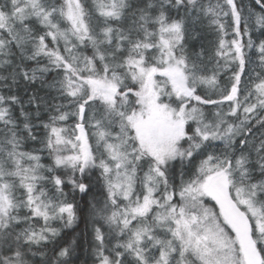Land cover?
Segmentation results:
<instances>
[{"label":"snow or ice","instance_id":"6c2138e0","mask_svg":"<svg viewBox=\"0 0 264 264\" xmlns=\"http://www.w3.org/2000/svg\"><path fill=\"white\" fill-rule=\"evenodd\" d=\"M78 210L94 264H264V0H0V264H73Z\"/></svg>","mask_w":264,"mask_h":264},{"label":"trees","instance_id":"16d2710c","mask_svg":"<svg viewBox=\"0 0 264 264\" xmlns=\"http://www.w3.org/2000/svg\"><path fill=\"white\" fill-rule=\"evenodd\" d=\"M86 3H90V0H86ZM196 31L199 33V36L195 40H189V50L190 51H196L199 52L201 48L205 51V57L207 58V54L212 51L214 48V45L217 41V34L215 31L208 28L205 24H199L196 26ZM253 37L257 38L258 33L253 32ZM247 40V37H245V41ZM253 58H255V52L251 53ZM220 88H223L227 83V76L224 73H221L220 76ZM37 88L39 85L36 86ZM201 94L205 95H211L214 99H219V90H212V89H199ZM43 95V91L40 93ZM21 95H23V92L21 91ZM209 114L215 110L217 106L213 105H206L203 106ZM225 110H227L228 103H224L222 106ZM18 114V113H17ZM46 118V117H45ZM194 127V125H192ZM36 135L43 139L44 136V129L41 127L36 131ZM40 139L36 141L28 140L24 143L23 149L25 151H33L37 150V154L41 156V162L44 164L51 163V158L49 157L47 149H42V144L40 142ZM94 144V140H93ZM198 162V161H197ZM98 171L97 175H98ZM103 185L102 182L99 185H96L93 187V193L97 196L98 199H100L101 203L103 202ZM91 198V194L89 197H85L84 201L87 202ZM178 199V197H177ZM77 202L80 203L79 198L77 199ZM81 207H83V204L81 203ZM86 219H91L88 217L86 212H80L78 210V218L76 223L72 226V228L63 229L61 233V237L64 241H66L69 245H71V248L73 249V255H72V261L73 264H94V261H96V254L93 250L94 241L92 239L91 235V226L86 228ZM104 231L107 233L108 229L107 226H104ZM115 242L114 240L112 241ZM51 255V253H49ZM30 259H39V257H29Z\"/></svg>","mask_w":264,"mask_h":264},{"label":"water","instance_id":"95a60500","mask_svg":"<svg viewBox=\"0 0 264 264\" xmlns=\"http://www.w3.org/2000/svg\"><path fill=\"white\" fill-rule=\"evenodd\" d=\"M226 103H228V102H226Z\"/></svg>","mask_w":264,"mask_h":264}]
</instances>
